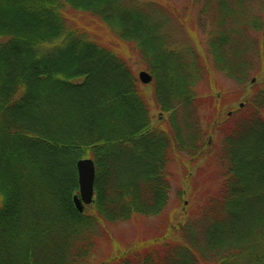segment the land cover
<instances>
[{"label": "trees", "instance_id": "trees-1", "mask_svg": "<svg viewBox=\"0 0 264 264\" xmlns=\"http://www.w3.org/2000/svg\"><path fill=\"white\" fill-rule=\"evenodd\" d=\"M150 6L0 0V264H264V77L248 84L246 60L256 43L225 34L208 40L214 68L240 85L245 99L234 114L217 113L203 138L193 75L179 54L163 50V25ZM68 10L150 56L152 81L142 85L153 82L151 96L167 115L162 125L152 124L151 99L130 66L73 23ZM238 47L243 52L231 49ZM66 117L74 129L63 126ZM215 129L217 181L199 208L183 212L167 234L89 259L94 223L160 215L171 157L206 155ZM81 157L93 160L95 180L93 201L78 212L72 195Z\"/></svg>", "mask_w": 264, "mask_h": 264}, {"label": "rangeland", "instance_id": "rangeland-1", "mask_svg": "<svg viewBox=\"0 0 264 264\" xmlns=\"http://www.w3.org/2000/svg\"><path fill=\"white\" fill-rule=\"evenodd\" d=\"M142 1H150L152 19L162 22L163 26L157 33L163 37V50L168 54L172 52L176 53L175 55L179 54L182 64L193 75V92L198 99H201L200 104L194 105L196 106L194 114L197 119L199 118L198 126L205 138L208 134V125L217 113L222 117L231 115L232 112L234 114L238 106L242 107L245 99V96H241V86L226 78L224 71L214 68L208 40L220 38L225 34L235 41L238 39L254 41L255 46L247 52L248 59L245 56L242 59L250 61L248 84L263 83L264 0ZM67 15L73 23L85 27L87 33L105 48L118 53L121 60L130 66L137 80L139 71L145 70L150 73V56L143 57L142 49L140 50L134 43L127 41L121 43L115 40L108 30L101 28V24L83 13L68 10ZM231 49L243 52V47ZM255 51L258 52L257 57ZM178 61L174 56L173 63L177 64ZM181 62L179 61L180 66H182ZM156 82L158 83L157 79ZM156 82L154 80V83ZM152 86L153 82L148 87L141 84L143 92L151 99L152 124L162 125L167 115L157 108L151 96ZM63 120L66 129L72 128L73 123H76L67 117ZM212 134L213 141L209 148L205 149L207 159L204 154L191 156L179 153V156L171 157L168 163L170 183L168 202L160 215L137 216L119 223L104 220L94 223L91 233L93 245L89 250V259H93L94 262L108 259L126 251L130 246L140 245L147 240L167 234L181 219H184L183 212H187L188 217L193 214L192 211L196 207L199 208L201 200L203 201L208 190L212 189L217 181L218 164L215 160L217 154H214L215 157L211 154L220 149L221 135L217 129ZM57 158L63 164H67V156L61 155ZM74 193H78V188Z\"/></svg>", "mask_w": 264, "mask_h": 264}, {"label": "water", "instance_id": "water-1", "mask_svg": "<svg viewBox=\"0 0 264 264\" xmlns=\"http://www.w3.org/2000/svg\"><path fill=\"white\" fill-rule=\"evenodd\" d=\"M262 44L264 45V30L262 32ZM138 78L142 84H148L152 80V76L145 70L138 72ZM75 167L78 193L72 196V203L78 212H82L84 205L90 204L93 200L95 167L91 158L78 159Z\"/></svg>", "mask_w": 264, "mask_h": 264}]
</instances>
